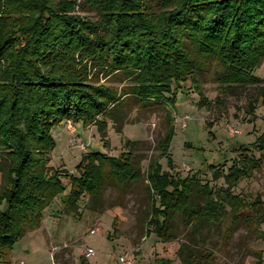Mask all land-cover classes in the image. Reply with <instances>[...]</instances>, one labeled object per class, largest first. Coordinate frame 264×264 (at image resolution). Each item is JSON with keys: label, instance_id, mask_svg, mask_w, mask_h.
I'll use <instances>...</instances> for the list:
<instances>
[{"label": "trees", "instance_id": "trees-1", "mask_svg": "<svg viewBox=\"0 0 264 264\" xmlns=\"http://www.w3.org/2000/svg\"><path fill=\"white\" fill-rule=\"evenodd\" d=\"M86 3L98 10L97 20L82 14ZM263 62L264 0H0V258L40 228L45 209L66 190L67 210L75 212L84 196L95 201L108 186L125 189L144 177L132 152H91L77 168L80 176L50 166L55 127L72 121L103 131L113 117L117 96L94 83V75H124L134 100L175 110L179 85L208 66H217L221 86L232 92L261 88L255 73ZM174 136L171 128L165 150ZM253 146L260 158L245 149L227 184L263 167L264 133ZM145 175L148 224L159 240H176L173 219L183 214L194 236L181 247L182 264H214V253L198 239L202 230L218 225L227 205L241 215L247 202L158 164ZM201 191L203 206L194 202Z\"/></svg>", "mask_w": 264, "mask_h": 264}, {"label": "rangeland", "instance_id": "rangeland-1", "mask_svg": "<svg viewBox=\"0 0 264 264\" xmlns=\"http://www.w3.org/2000/svg\"><path fill=\"white\" fill-rule=\"evenodd\" d=\"M82 14L93 20L99 16L90 3L84 4ZM217 74L212 64L195 80H184L175 110L163 103L144 106L134 100L129 93L132 83L124 75H94V83L117 96L110 105L113 117L103 131L95 124L72 121L55 127L58 146L50 166L80 176L77 168L91 152L111 157L132 152L144 177L125 189L108 186L95 201L84 196L75 212L67 210L66 190L45 209L40 228L24 235L9 255L0 258V264H123V258L132 264H182L180 250L183 244L192 245L193 224L177 214L172 243L161 242L148 224L152 200L145 174L156 164L176 177L199 176L201 184L208 183L217 194L228 189L247 202L241 215L227 205L222 221L202 230L198 239H204L214 253V264H264V165L236 185L227 184L225 178L245 149L256 158L261 156L253 145L264 133V82L258 89L230 92ZM255 74L264 81V62ZM171 128L175 136L165 150L163 142ZM2 185L0 175V189ZM194 202L205 205L203 191L197 192ZM90 249L94 254L88 257Z\"/></svg>", "mask_w": 264, "mask_h": 264}, {"label": "built area", "instance_id": "built-area-1", "mask_svg": "<svg viewBox=\"0 0 264 264\" xmlns=\"http://www.w3.org/2000/svg\"><path fill=\"white\" fill-rule=\"evenodd\" d=\"M93 254H94V251L92 249H90L88 251L87 256L90 257ZM121 261H122L123 264H132V262H130L129 260H126L125 258L121 259Z\"/></svg>", "mask_w": 264, "mask_h": 264}]
</instances>
